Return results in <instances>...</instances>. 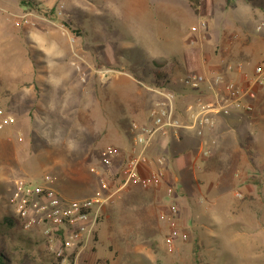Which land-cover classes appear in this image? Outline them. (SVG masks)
Listing matches in <instances>:
<instances>
[{"label": "rangeland", "instance_id": "obj_1", "mask_svg": "<svg viewBox=\"0 0 264 264\" xmlns=\"http://www.w3.org/2000/svg\"><path fill=\"white\" fill-rule=\"evenodd\" d=\"M17 1L28 14L27 23L21 12L0 2V111L2 118L14 120L11 126L0 127V189L7 198L16 180L42 183L49 177V185L66 198L90 197L98 191V177L92 170L102 168L103 148L116 147L114 139L101 130H111L116 116L125 123L131 121L120 97L141 85L149 86L151 82H144L150 77L155 85L153 76L146 77L148 59L134 32L147 26L129 24L97 1L92 5L91 0H49L52 5L44 4V8L52 10H44L36 1ZM220 1L215 0L214 19H210L213 32L224 28L223 24L232 25L230 33H238L245 42L261 40L264 0ZM200 2L197 15L205 10V2ZM233 2L238 4L234 10ZM146 9L147 17L152 13V22L167 31L189 27L196 20L188 0H147ZM231 10L237 12L234 19H219L221 11ZM68 22L79 31L71 30ZM54 23L57 28H50L48 34L43 31L38 43L57 45L60 72L56 73L64 79L47 82L43 75L38 81V74L47 68L41 66L43 60L22 30ZM60 25L71 32L73 43ZM258 25H262L260 32ZM3 39L7 44L1 43ZM28 66L29 77L21 75ZM92 67L99 73H92ZM253 101L254 97L244 100ZM259 107L264 114V99ZM257 125L253 136L243 132L242 152L229 148L222 160L211 157L203 168L204 177L193 178V170L187 169L178 183L175 174L167 180L163 175L157 190L129 187L120 191L104 204L93 242L76 264H264V116ZM119 180L118 175L108 177L112 191L119 188ZM171 205L177 210L175 225L187 240H176L168 253L164 239L170 230Z\"/></svg>", "mask_w": 264, "mask_h": 264}, {"label": "crops", "instance_id": "obj_2", "mask_svg": "<svg viewBox=\"0 0 264 264\" xmlns=\"http://www.w3.org/2000/svg\"><path fill=\"white\" fill-rule=\"evenodd\" d=\"M1 1H3L2 3L6 2L10 4L15 11L21 12V16L26 15L25 9H22L19 1L16 2V0H11L10 2L9 0H0V2ZM31 1H36L41 8H44V4L51 6L53 3L49 0ZM57 1L64 2L65 0H56L54 2ZM96 1L101 2L105 8H112L114 16H118L119 19L124 18L129 24H143L147 26L145 27L146 29H142L141 27L134 28L135 34L138 35L140 41L144 44L143 50L148 59L149 69L146 77H150V75L153 76V69L164 70L166 68H171V72L169 73V76H171L170 82L176 93L175 115L179 119L184 117L186 106L194 100L200 98L204 101H210L214 96L212 89L208 87L207 83L196 93L186 89L182 85V79L180 80V77L189 73H202L210 79L212 74H219L225 83L232 82L239 87L247 88L245 75L251 76L255 66L264 60V35L261 40L254 39V41L247 43L243 38L239 37L238 33H230L231 30H233L232 25L228 28V26L223 24L222 26L224 28L213 32L210 19H214L213 8L215 0H202V3L205 2V10L198 15L191 9L190 0H188V7L192 10L196 20H194L189 27H181V29L174 32L171 30L167 31L164 27L158 28L157 24L152 22V13L149 18L147 17V0H91L89 2L95 5L93 2ZM218 1L221 2L220 0ZM228 1L230 0H225L226 3ZM199 5H202L201 2ZM237 5L236 2H233L231 8L234 10L237 8ZM46 9L51 8H44V10ZM53 10L55 12L53 16L56 19L55 21H57V13L55 9ZM233 10L228 12L221 11L219 19H234L233 16H235L237 12L234 13ZM171 13L172 12L169 13L170 16H172ZM155 16L158 17L159 12L155 11ZM33 17L39 18L35 15H32V18ZM165 17H168V15ZM202 22L205 23V28L200 27ZM68 23L71 24L70 22ZM71 26V30H78V28H74L72 24ZM50 28H57V24L54 23L53 26L47 28H39L36 25L32 27L28 26L26 29L22 30V32L26 35V40L32 41L34 45L31 46L34 47L32 49H34L36 54L40 56V59L43 60V63H40L41 66L47 68V70L38 74V79L36 78V80L39 81V77L44 75L48 80L47 82H51L52 80V82L57 83V78H59L58 81L64 79V76H57L56 73L60 72L59 69H57V57L59 56L57 54V45L53 43V41H51L48 47H42L38 43L44 34L43 31H46L47 34L52 32ZM58 28L62 29L61 32L69 34L71 43L75 41L71 36V32L69 33L66 30V27L60 25ZM226 29H229L228 33ZM161 31L166 32V34ZM205 31H210V33L206 34ZM206 37L208 38V42H206ZM1 43L7 44L5 39H3ZM208 43H211V45ZM214 44L215 47L213 46ZM28 49H30V45ZM10 57H12V52ZM94 68L96 67L91 68V72L99 73L100 69ZM29 73L28 66L21 75H27V77H29ZM107 76L108 75H104L103 77L107 78ZM31 77L33 78L34 75H31ZM149 82H151L149 86L141 85L138 89L136 88V91H132L124 97H120L126 104L125 109L127 114L130 115V123H125L122 118L116 116L114 119V127L111 130H101L102 135L109 134L114 139V144L122 151V161L127 159L133 144V137L130 132L131 124H146L149 120L148 114L150 109L159 99V97L151 91L155 86L152 83L151 77L144 83L147 84ZM216 92L225 100L228 99L227 93L222 86L216 89ZM254 92V101L251 103L252 111L246 112L236 109L233 110L228 117L216 114L214 116V128L210 132H207L202 138L196 137L189 131H181L178 138L172 135L157 138L149 150V158L155 159L159 156L164 157V180H167L169 175L175 174L173 179L175 183H178L183 174H188L187 169L193 170V178L197 179L204 177L203 175L205 172L203 168L207 166L206 164L209 163L208 160L211 157H218L219 160H222V156L225 155L229 148L237 154L239 151L242 152V148L245 146V135L243 132H245L248 137L253 136L256 126H258L257 122L264 116L263 112H260L258 109L259 103L264 99V85L255 87ZM178 144H183L184 146L180 148ZM160 147L162 149L161 151L159 149ZM205 150H209V155L207 157L202 154ZM197 160H200L203 165L201 163L198 164ZM127 189L128 188H126V190ZM124 190L125 189L119 190L116 195Z\"/></svg>", "mask_w": 264, "mask_h": 264}, {"label": "built area", "instance_id": "obj_3", "mask_svg": "<svg viewBox=\"0 0 264 264\" xmlns=\"http://www.w3.org/2000/svg\"><path fill=\"white\" fill-rule=\"evenodd\" d=\"M28 14L22 21L27 23ZM16 25H19L17 22ZM200 27L205 28V23ZM262 25L256 27L260 32ZM247 88L239 87L232 82H224L219 74H212L208 79L202 73H189L181 81L182 85L193 92L200 91L204 84L213 91V99L204 101L200 98L188 104L183 118L175 115L176 93L167 88L151 89L159 99L150 109L149 120L144 125L132 123L130 132L133 144L129 155L122 161V151L115 146H106L102 151L101 169H93L92 173L98 177V191L90 197L69 199L49 185V177H44L42 183L18 179L7 201L14 214L22 223L24 231L41 234L47 240L49 251L59 260V264H71L70 258L74 254L72 264H76L78 256L93 242L96 228L101 219L104 204L111 201L119 190L138 187L142 190H157L162 184L164 175V157L149 158V150L159 137H179L181 131L192 132L202 138L214 126V116L220 114L228 117L233 110L252 111L251 103H245L248 97H254V88L264 85V60L255 66L251 76L245 75ZM223 87L228 99H224L216 92ZM3 113L0 111V117ZM14 123L10 117L1 119L0 127H8ZM203 156L209 155L205 150ZM121 162H123L121 164ZM121 164V165H120ZM119 176V188L111 190L109 178ZM172 190H167L171 196ZM169 233L164 239L165 249L173 252L176 240L186 241L187 235L179 232L173 217L177 210L174 205L169 208Z\"/></svg>", "mask_w": 264, "mask_h": 264}, {"label": "trees", "instance_id": "obj_4", "mask_svg": "<svg viewBox=\"0 0 264 264\" xmlns=\"http://www.w3.org/2000/svg\"><path fill=\"white\" fill-rule=\"evenodd\" d=\"M22 3V0H21ZM200 0H190V7L197 10ZM171 68L153 72L156 87L169 88L172 91ZM4 192L0 189V264H59L56 256L49 251L47 240L39 233L24 231L22 223L8 204ZM74 254L70 258V263Z\"/></svg>", "mask_w": 264, "mask_h": 264}]
</instances>
